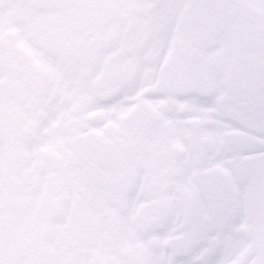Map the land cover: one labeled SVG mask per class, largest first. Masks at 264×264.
<instances>
[{
  "label": "snow or ice",
  "instance_id": "obj_1",
  "mask_svg": "<svg viewBox=\"0 0 264 264\" xmlns=\"http://www.w3.org/2000/svg\"><path fill=\"white\" fill-rule=\"evenodd\" d=\"M0 264H264V0H0Z\"/></svg>",
  "mask_w": 264,
  "mask_h": 264
}]
</instances>
